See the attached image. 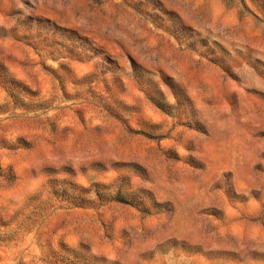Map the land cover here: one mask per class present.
<instances>
[{
	"label": "rangeland",
	"instance_id": "rangeland-1",
	"mask_svg": "<svg viewBox=\"0 0 264 264\" xmlns=\"http://www.w3.org/2000/svg\"><path fill=\"white\" fill-rule=\"evenodd\" d=\"M243 2L0 0V264H264Z\"/></svg>",
	"mask_w": 264,
	"mask_h": 264
},
{
	"label": "trees",
	"instance_id": "trees-1",
	"mask_svg": "<svg viewBox=\"0 0 264 264\" xmlns=\"http://www.w3.org/2000/svg\"><path fill=\"white\" fill-rule=\"evenodd\" d=\"M239 5L241 6V12H240V16L244 17L246 15H250L253 16V14H251V12L248 10V8L246 7L245 3L243 2V0H237ZM232 2H227V5H231ZM243 11H245V15H243Z\"/></svg>",
	"mask_w": 264,
	"mask_h": 264
}]
</instances>
